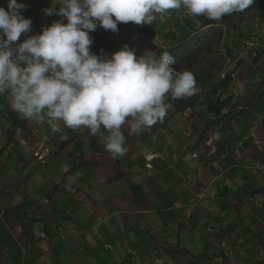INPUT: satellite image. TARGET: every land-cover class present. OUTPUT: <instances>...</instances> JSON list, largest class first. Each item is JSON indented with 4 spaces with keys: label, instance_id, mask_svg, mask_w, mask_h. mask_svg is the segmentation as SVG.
I'll return each instance as SVG.
<instances>
[{
    "label": "crops",
    "instance_id": "crops-1",
    "mask_svg": "<svg viewBox=\"0 0 264 264\" xmlns=\"http://www.w3.org/2000/svg\"><path fill=\"white\" fill-rule=\"evenodd\" d=\"M7 2L0 6L7 10ZM17 3L33 21L29 35L62 19L44 11L58 8L55 0ZM180 14L188 13L169 10L164 23L157 14L143 30L132 23H118L116 33L98 27L91 51L110 56L127 45L139 56L163 44ZM263 77L251 72L235 84L248 91ZM233 94L246 114L227 130L215 119L203 123L193 109L179 116L165 102L167 115L151 128L128 136L122 126L126 152L115 158L104 148L103 127L57 154L50 138L58 129L47 118H22L9 94L0 95V264H264V99L248 109L245 96Z\"/></svg>",
    "mask_w": 264,
    "mask_h": 264
},
{
    "label": "clouds",
    "instance_id": "clouds-1",
    "mask_svg": "<svg viewBox=\"0 0 264 264\" xmlns=\"http://www.w3.org/2000/svg\"><path fill=\"white\" fill-rule=\"evenodd\" d=\"M255 0H55L45 9L57 20L29 35L33 21L17 0L0 6V95L9 94L13 111L26 120L44 121L61 130L84 127L109 133L104 148L113 158L126 152L122 126L142 133L167 115L166 94L180 100L195 95L190 71H178L169 52L145 49L137 56L124 45L111 54L91 51L90 33L98 27L118 32V23L151 25L157 14L183 7L190 16L219 21L243 12ZM67 21L65 23L64 21ZM24 35L23 42L17 43ZM131 118V119H129Z\"/></svg>",
    "mask_w": 264,
    "mask_h": 264
},
{
    "label": "rangeland",
    "instance_id": "rangeland-1",
    "mask_svg": "<svg viewBox=\"0 0 264 264\" xmlns=\"http://www.w3.org/2000/svg\"><path fill=\"white\" fill-rule=\"evenodd\" d=\"M181 9H183V7H181ZM248 14L249 15L243 17L244 19L242 18V20H238L235 23L230 22L229 20L227 21L226 19L224 20L223 18L215 22L216 23L215 27H218V29L225 27L223 38L220 40L218 44H215L212 49H209L206 47L196 59L192 58L190 60V63H192V65L196 67V71L198 72V75L195 76V79L197 81V85H196L197 91L195 94H202L204 92H209L211 89H213V87H216L223 80L227 79L229 75H232L234 78V83L233 85L231 84L232 86L230 88L229 95L226 94L223 97V100L225 101L226 99L230 98L232 95H235L233 93H238V92H239V95L245 96L247 89L245 88L242 89L241 86H239V90H238L236 87L235 81L237 82V79L241 77H245L247 79L251 75V72L253 73V75L255 74L257 69L252 70V68L254 67L255 56L259 55V53L264 51V49L262 48L260 51L256 53H251V54L244 53L242 50H240L242 43L237 41L235 33H236V28L241 27L242 31L244 32L243 35L245 36V38L246 36H249V37L254 36L258 41L260 40L261 43L264 42V0H262L257 6H255L253 11ZM165 17L166 18H164V20L169 19V17L167 16ZM207 20L208 19L205 16L193 17V16H190L189 14L187 15L180 14V17L178 16L172 21L173 22L172 23L173 28L171 30L172 32H169L168 35L167 33L162 34L161 41L163 42V44H160V46L157 44L152 50L157 53V57L163 52H169L172 55L175 54L176 51H178V48L180 50V47L188 43L191 37L195 35L199 30L207 31V29H211L212 26L204 28L205 26L204 24L206 23ZM159 23H164V22L160 21ZM236 25L238 26L235 28L234 26ZM162 28L163 27L160 28V31H162ZM136 29L131 30V32L139 33L138 31L136 32ZM139 29L143 30L144 26L142 25L139 26ZM126 32L129 33V35L134 34V33L131 34L130 31H126ZM214 35L215 34H213V36ZM153 36L154 37L157 36L156 32L153 33ZM244 54L246 55L244 56ZM263 61H264V57L262 56L261 64L263 63ZM184 64H185L184 62H181L179 64L175 63L173 67L176 68V66H179L181 67L180 69L186 70L187 68L185 67ZM257 71L260 73L259 70ZM260 75L262 74L260 73ZM201 79H204L206 83H204V81ZM164 102H167L170 105L172 104L174 107H176V99H174L170 94L165 95ZM235 102H236V99H235ZM219 104L220 102H217V106H219ZM241 109L242 108H239V110ZM175 112H177V109L175 110ZM193 112H194L193 113L194 115L201 117L202 119L201 121H203V123H207V124L211 123L212 122L211 119H215L214 120L215 123L218 121V118L214 117L215 115L210 111L209 106L206 105L205 102L200 103V104L198 103L197 106L193 109ZM228 112L229 111H225V113H228ZM182 114L183 113L177 114V115L180 116ZM194 123H195V126L199 124V120L196 117H195ZM62 127L64 126L62 125ZM204 128H205V131L203 132V135L206 134V131L208 130V125H206ZM75 131H76L75 141L79 140V141L87 142V139L91 137L90 131L84 127L76 129ZM67 135L70 136L69 133H67ZM128 136H131V135L128 134ZM88 144L90 146V143ZM53 154L54 153L52 152L51 155ZM38 161L39 163L43 162L42 160H39V159ZM87 161H89V157ZM90 163L94 164L95 166H97L98 164L107 165V161L106 162L105 160L98 161L93 158L91 159ZM115 164H116L115 166L118 167V163H116V160H115ZM28 175L25 180L29 179ZM69 179H70L69 181L70 188L68 189L72 190V182L73 180H75V176L74 177L71 176ZM85 187H86L85 185L78 186L79 189H84ZM133 187L136 188L137 186L132 185L131 188ZM31 194H33V192ZM158 233L160 234V232ZM73 237L76 238L75 233H73ZM64 239H67V238L64 236ZM130 245L134 246L135 242H132ZM223 246H225V244H223ZM111 248L113 249V246H107V249L110 250ZM186 250L188 254H190V252H193V249L191 247L186 248ZM154 251L157 252L158 249H155ZM181 252L182 250L176 251L174 253L180 254ZM94 264H97V263L94 262ZM111 264H113V262H111Z\"/></svg>",
    "mask_w": 264,
    "mask_h": 264
},
{
    "label": "trees",
    "instance_id": "trees-1",
    "mask_svg": "<svg viewBox=\"0 0 264 264\" xmlns=\"http://www.w3.org/2000/svg\"><path fill=\"white\" fill-rule=\"evenodd\" d=\"M261 1L262 0H255V2L248 9H245L243 12L226 15L223 17V19L224 20L226 19L227 21L229 20L230 22H234V23L238 20H242V18L249 15L248 13H251L255 8V6H257ZM215 22L216 21L207 20L206 23L204 24L205 25L204 28L212 26L211 29H207V31L199 30L195 35L191 37L188 43L181 46L180 50L178 48V51H176V53L173 54V56L176 59V64L184 62L185 63L184 65L187 68L186 70H183L180 69L181 67L176 66V69L178 71H190L193 73L194 77L198 75V72L196 71V67L192 65V63H190V60L192 58L196 59L206 47L212 49L213 46L215 44H218L224 36L225 27L218 29V27H215L216 24ZM237 26L238 25L234 27L236 28ZM213 34L215 35L213 36ZM243 34L244 32L242 31L241 27H237L235 33L237 41L238 39L245 40L254 37V36L251 37L246 36L245 38ZM262 56L264 57V51L260 52L259 55L255 56L254 67L252 68V70L257 69L260 71L261 74H264V61L261 64ZM257 70L256 73L260 74ZM201 80H203L204 83H206L204 79ZM233 83H234V78L232 75H229L227 79L223 80L216 87H213V89H211L209 92H204L202 94H195L192 97H188L180 100L176 99L177 114H181V113L184 114L187 112V110L194 109L198 103L200 104L205 102L206 105L209 106L210 111L215 115L216 118H218V121L216 123L221 124L222 130H227L233 121H236L237 119H239L240 117L246 114V111H239V107L241 106L242 103L233 105L235 101V97L231 96L225 101L223 100V97L226 94L229 95L230 88L233 85ZM263 99H264V77L262 78L261 81L253 84V86H251L248 89V91L245 94V102L243 103V106L248 109L252 108L256 106ZM217 102H220L219 106H217ZM234 108H238V109H234ZM225 111H229V112L225 113ZM67 133H69L70 136H68ZM75 140H76V131L62 127L61 130H57L52 135V137L50 138V145L54 146L57 149V154H59L61 151L70 147L75 142ZM133 191L135 194L139 193V191L143 193V189L140 186H137L136 188L133 187ZM189 264H194V263H189Z\"/></svg>",
    "mask_w": 264,
    "mask_h": 264
},
{
    "label": "built area",
    "instance_id": "built-area-1",
    "mask_svg": "<svg viewBox=\"0 0 264 264\" xmlns=\"http://www.w3.org/2000/svg\"><path fill=\"white\" fill-rule=\"evenodd\" d=\"M238 41L242 43L240 49L247 54L256 53L262 48L264 49V43H261L255 37L245 40L238 39ZM40 155V153H36V156L39 158H41Z\"/></svg>",
    "mask_w": 264,
    "mask_h": 264
},
{
    "label": "bare ground",
    "instance_id": "bare-ground-1",
    "mask_svg": "<svg viewBox=\"0 0 264 264\" xmlns=\"http://www.w3.org/2000/svg\"><path fill=\"white\" fill-rule=\"evenodd\" d=\"M122 38H124V36H122ZM237 144H239V143H237ZM241 146V145H240ZM259 163V162H258Z\"/></svg>",
    "mask_w": 264,
    "mask_h": 264
}]
</instances>
